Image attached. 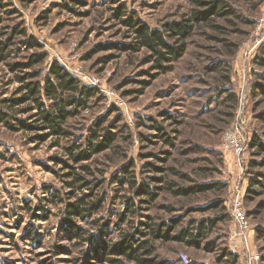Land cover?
Returning a JSON list of instances; mask_svg holds the SVG:
<instances>
[{
    "label": "rangeland",
    "instance_id": "374dc122",
    "mask_svg": "<svg viewBox=\"0 0 264 264\" xmlns=\"http://www.w3.org/2000/svg\"><path fill=\"white\" fill-rule=\"evenodd\" d=\"M220 1L231 14L199 22L183 56L167 63L171 69L163 72L146 62L150 53L144 49L133 53L108 48L134 40L114 16V8L124 4L151 28L163 29L195 12L203 14L206 8L192 0H0V32L9 35L15 28L25 29L42 44L41 49L28 50L22 42L27 37L17 36L10 61L25 62L31 53L46 51V62L35 67L42 76L57 61L83 83L85 74L97 78V85L86 84L100 94L69 123L77 138H85L89 128L108 115L103 125L114 124L113 131L119 132L120 153L107 150L91 162L99 179L109 180L134 159L131 170L140 183L157 176L173 182L175 190L216 182L226 185L191 195L166 188L146 205L149 210H140L136 224L149 216L159 223L161 218L183 215L176 230L191 219L222 217L200 247L156 242L149 264H264V184L260 183L264 153L252 145L254 136L264 141V66L255 62L264 51V0ZM20 86L16 74L0 62V102L14 97ZM30 115L23 112L20 117ZM155 122L173 145L158 138L159 131L152 128ZM233 129L244 146L239 159L227 144ZM42 133L13 132L0 125V264H139L98 243V239L111 243L120 239V227L114 223L126 210V197L133 195L129 184L119 189L117 183L106 181L99 191H108L104 209L89 221L77 219L83 238L70 239L77 229L62 223L64 203H53L50 192L58 190L66 197L61 176L67 170L54 157H65L68 140L54 146L53 138H35ZM238 198L247 215L246 231L239 229L233 214ZM217 200L223 201L225 211L220 206L202 210ZM166 206L176 210L167 212ZM109 220L108 234L84 242L88 234L99 235L98 228ZM112 258L116 261H109Z\"/></svg>",
    "mask_w": 264,
    "mask_h": 264
},
{
    "label": "trees",
    "instance_id": "16d2710c",
    "mask_svg": "<svg viewBox=\"0 0 264 264\" xmlns=\"http://www.w3.org/2000/svg\"><path fill=\"white\" fill-rule=\"evenodd\" d=\"M192 1L202 8H206L202 11L203 14L195 12L191 18L165 24L163 29L151 28L141 18L136 17L134 13L128 12L124 4L114 8V16L121 19V22L132 32L134 40L122 45L113 43L108 48L116 47L121 51L133 53L144 49L150 53L146 62L152 61V69L163 72L169 71L171 66L167 63L171 64L183 56L187 48V39L193 34L199 22L209 21L215 16H223L232 12V10L227 9L225 2L220 0ZM0 36V62H5L11 72L16 74V80L21 83L14 97L1 100L0 125L3 124L4 127L13 132L43 131L41 135H37L35 138L44 141L53 138L54 146H59L62 140H68L63 147L65 157H54V162L62 164L63 169L67 170L62 176L60 175L64 178L65 186L68 189L65 193L66 197L60 196L58 190L50 192L54 198L53 203H64L62 223L77 229V233L71 235L70 239L83 238L82 229L76 223L77 219L89 221L104 209L108 191L104 190L102 194H99V191L107 181L109 184L117 183L119 189H124L125 185L129 184L133 190V195L126 197L127 199L124 200L126 210L118 214L119 222L114 223L116 227H120V239L113 243L110 240L107 242L98 239L101 247L111 248L113 254L124 256L127 260L136 261L139 264L152 262L156 250L155 243L158 241H175L192 247H200L208 233L222 217H208L203 220L191 219L185 225H181L178 230L176 229L182 222L183 215L169 219L161 218L159 223L156 222L157 219L149 216L146 221H140L137 224L136 217L140 214V210H149L150 207L146 205L153 204L160 192L166 188L176 194L191 195L222 190L226 185L216 182L175 190L173 189L175 185L173 182L164 181L163 177L157 176H151L147 181L140 183L136 172L131 170L136 165L134 159H130L109 180L104 176L99 179L100 177L96 176L92 170L91 162L94 160V156L107 150L120 153V145L117 144L119 132L113 131L114 124L107 127L103 125L108 120V115L91 126L89 135L85 138H77L69 123L82 111L91 107L93 99L100 94L99 90L81 82L57 61H54L42 76V71L36 70L35 67L46 62L48 58L46 51L31 53L25 62L10 61L9 57L13 52L11 46L17 36L27 37L22 42L28 50L42 48V44L34 37L29 36L25 29L15 28L9 35L0 32ZM108 60L109 58L104 59V62H108ZM255 62L264 66V51L263 54L256 57ZM27 69H32V71H26ZM262 91L264 92V88ZM18 94L21 95L17 97ZM236 97L235 95L233 99L235 104H238ZM23 105L26 107L21 109ZM115 108L111 112H114ZM23 112L32 113V115L28 119H24L20 117ZM152 128L159 131L158 138L163 139L167 144H174L170 135L164 133V129L157 122L152 125ZM252 145L259 149V154L264 153V141L262 139L254 136ZM120 155L123 158H128L125 153L121 152ZM101 174L103 175L104 171H101ZM160 183L162 184L160 185ZM251 183L253 185L254 181L251 180ZM260 183L264 184V181L261 180ZM218 206L225 211L223 201L220 200L202 210L207 211ZM165 208L167 212L176 210L172 206ZM45 217L48 216L45 215ZM111 223L112 221L109 220L102 224L97 230L99 235L88 234L83 239L84 242L91 243L98 237L108 234L107 229ZM124 225L129 229L123 228ZM131 229L133 231H130ZM85 232L88 233L87 230ZM235 260L237 261V259ZM109 261L115 262L116 259L112 258ZM75 264H78L77 261Z\"/></svg>",
    "mask_w": 264,
    "mask_h": 264
},
{
    "label": "built area",
    "instance_id": "2783aa9c",
    "mask_svg": "<svg viewBox=\"0 0 264 264\" xmlns=\"http://www.w3.org/2000/svg\"><path fill=\"white\" fill-rule=\"evenodd\" d=\"M81 78L82 81H84L85 83H90L91 85H97L99 83L95 76H89L85 74ZM236 133L237 132L235 131V129H233L232 131H230V133H228L226 139L228 146L235 151L237 158L239 159L244 151V146L242 144L241 139L237 136ZM233 214L236 217V221L239 226V229H241L242 231H246L249 227V224L246 218L247 215L242 207V201L240 200V198L237 199L234 205ZM182 258L188 259L185 254H182Z\"/></svg>",
    "mask_w": 264,
    "mask_h": 264
}]
</instances>
